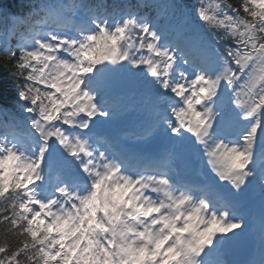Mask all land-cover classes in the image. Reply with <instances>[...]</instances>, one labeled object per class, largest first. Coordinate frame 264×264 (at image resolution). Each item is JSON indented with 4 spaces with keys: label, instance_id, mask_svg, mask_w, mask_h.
<instances>
[{
    "label": "snow or ice",
    "instance_id": "snow-or-ice-1",
    "mask_svg": "<svg viewBox=\"0 0 264 264\" xmlns=\"http://www.w3.org/2000/svg\"><path fill=\"white\" fill-rule=\"evenodd\" d=\"M0 28V264H238L250 231L264 264V0H0Z\"/></svg>",
    "mask_w": 264,
    "mask_h": 264
},
{
    "label": "trees",
    "instance_id": "trees-1",
    "mask_svg": "<svg viewBox=\"0 0 264 264\" xmlns=\"http://www.w3.org/2000/svg\"><path fill=\"white\" fill-rule=\"evenodd\" d=\"M182 2L186 5V6H191L192 4H194L196 2V0H182ZM233 2H235V0H233ZM5 39L4 35H3V29L0 28V42H2ZM12 43L16 42V37H9L8 38ZM7 81V86L9 89L12 88V82L11 80L8 78V74H7V70L4 69L3 67H0V82H4Z\"/></svg>",
    "mask_w": 264,
    "mask_h": 264
},
{
    "label": "rangeland",
    "instance_id": "rangeland-1",
    "mask_svg": "<svg viewBox=\"0 0 264 264\" xmlns=\"http://www.w3.org/2000/svg\"><path fill=\"white\" fill-rule=\"evenodd\" d=\"M255 204H258V202H257V203H255ZM252 206L254 207V204H253ZM253 239H255V238L253 237Z\"/></svg>",
    "mask_w": 264,
    "mask_h": 264
}]
</instances>
